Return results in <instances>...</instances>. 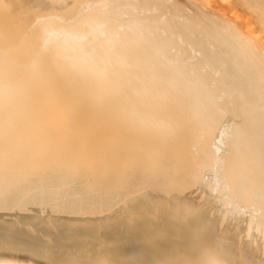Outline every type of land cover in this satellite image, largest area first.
<instances>
[{
	"label": "bare ground",
	"instance_id": "1",
	"mask_svg": "<svg viewBox=\"0 0 264 264\" xmlns=\"http://www.w3.org/2000/svg\"><path fill=\"white\" fill-rule=\"evenodd\" d=\"M234 1L0 0V264H264V0Z\"/></svg>",
	"mask_w": 264,
	"mask_h": 264
},
{
	"label": "rangeland",
	"instance_id": "2",
	"mask_svg": "<svg viewBox=\"0 0 264 264\" xmlns=\"http://www.w3.org/2000/svg\"><path fill=\"white\" fill-rule=\"evenodd\" d=\"M177 3H179V4H182L183 2L185 3L186 2V0H175ZM180 1V2H179ZM217 1H219V3H221L222 5H226V4H228V3H234L235 4V1L234 0H217ZM236 8H237V10L240 12V14H241V16L244 18V19H247V20H249L250 18H251V16L250 15H247L246 14V12L243 10V8L239 5V4H237L236 5ZM251 21L253 20L252 18L250 19ZM253 28H258V25H256L255 23L253 24Z\"/></svg>",
	"mask_w": 264,
	"mask_h": 264
}]
</instances>
